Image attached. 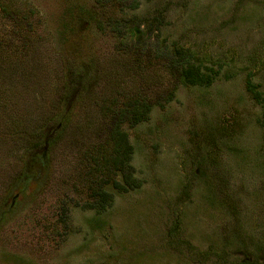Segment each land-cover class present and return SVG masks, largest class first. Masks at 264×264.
<instances>
[{"label": "rangeland", "instance_id": "1", "mask_svg": "<svg viewBox=\"0 0 264 264\" xmlns=\"http://www.w3.org/2000/svg\"><path fill=\"white\" fill-rule=\"evenodd\" d=\"M137 2L126 16L161 15L167 43L228 64L125 127L141 185L107 186V210L72 205L64 224L59 203L77 197L69 181L95 134L90 84L140 81L147 51L140 69L90 20L114 10L95 0H0V264H264V0ZM38 121L47 140L25 148L17 133Z\"/></svg>", "mask_w": 264, "mask_h": 264}, {"label": "trees", "instance_id": "2", "mask_svg": "<svg viewBox=\"0 0 264 264\" xmlns=\"http://www.w3.org/2000/svg\"><path fill=\"white\" fill-rule=\"evenodd\" d=\"M95 5L94 8L100 10H106L105 7H112L114 10L109 14L99 15L91 11L90 20L99 29H109L108 31L118 38L117 48L124 51V55L134 54V64L138 68L141 69L142 66L143 51H147L148 61L143 62L145 75L140 76L141 80L138 82L117 79L108 84V90L100 89L98 93L94 91L95 81L94 85L90 84L92 87L89 88L88 94H91L93 105H96L94 107L97 116H93L91 120V128L95 129V134L80 146L79 165L75 170L77 173L69 181L77 191V197L65 196L59 203L60 220L64 224L69 220V207L72 205L98 213L107 210L114 200L113 193L107 190V186L122 192L141 185V180L135 177L131 165L133 146L125 127L131 128L146 121L152 107L170 101L179 85H210L221 68L228 64L221 58L210 62L207 55H201L191 47L167 43L166 38H162L158 33L164 25V17L161 15L156 14L151 19L126 16L125 9L133 10L138 7L137 0H95ZM0 10L6 11V8L0 5ZM150 38H153V43H148V49L146 42ZM154 67L161 70L160 76H153ZM129 71L127 76L131 80L138 75L135 70ZM148 71H152L149 76L146 75ZM167 80L170 81L172 90L161 91L160 86H164ZM88 81L87 87L90 83ZM247 88L257 101H263L262 93L249 80ZM60 89L67 90V83H61ZM2 103L0 97V108L5 105L3 103L2 106ZM61 130H58L56 136ZM17 134L20 136L18 140L22 139L20 141L28 149L42 147L47 140L43 134V125L39 121L32 127L29 124L19 129ZM56 136L50 143L55 142L58 138ZM118 174L121 175V180L117 179Z\"/></svg>", "mask_w": 264, "mask_h": 264}]
</instances>
